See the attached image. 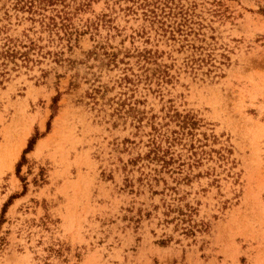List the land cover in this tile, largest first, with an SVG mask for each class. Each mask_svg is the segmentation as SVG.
I'll list each match as a JSON object with an SVG mask.
<instances>
[{"label": "rangeland", "instance_id": "374dc122", "mask_svg": "<svg viewBox=\"0 0 264 264\" xmlns=\"http://www.w3.org/2000/svg\"><path fill=\"white\" fill-rule=\"evenodd\" d=\"M0 264H264V0H0Z\"/></svg>", "mask_w": 264, "mask_h": 264}, {"label": "trees", "instance_id": "16d2710c", "mask_svg": "<svg viewBox=\"0 0 264 264\" xmlns=\"http://www.w3.org/2000/svg\"><path fill=\"white\" fill-rule=\"evenodd\" d=\"M33 140H34V136L29 139L28 145H27V147L23 151L22 158H24V153H26L27 151H29L31 149L32 143L34 142Z\"/></svg>", "mask_w": 264, "mask_h": 264}]
</instances>
